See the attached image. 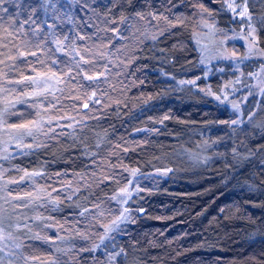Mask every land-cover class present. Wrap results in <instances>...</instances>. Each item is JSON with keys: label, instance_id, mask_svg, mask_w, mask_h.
<instances>
[{"label": "trees", "instance_id": "16d2710c", "mask_svg": "<svg viewBox=\"0 0 264 264\" xmlns=\"http://www.w3.org/2000/svg\"><path fill=\"white\" fill-rule=\"evenodd\" d=\"M22 2L19 16L4 14L2 22L7 27L15 17L18 27L28 16L35 21L23 25L13 39L21 51L27 41L30 50L38 52L37 57H27L30 64L18 65L20 71L50 69L62 81L45 93L46 98H29L26 104L15 103L19 91L7 96L15 103L5 116L9 124L27 123L43 114L53 121L35 139L26 137L24 143L33 144V149L24 147L28 154L9 165L10 175L19 170L43 173L36 177L41 181L35 180L46 191L57 188L60 194L54 197L58 204L30 206L34 222L19 228L25 248L38 258L34 264L57 259L64 264H264V98L254 103L253 97L242 118H235L230 105L207 88L196 46L198 14L206 10L227 24L231 9L226 0H96L91 5L79 2L69 13L64 9L70 4L62 0H53L63 2L56 12L45 0ZM11 4L6 0L4 6L12 11ZM255 6L264 10L261 2ZM48 23L55 25L61 39L74 35L76 46L98 48L100 60L84 57L91 63L81 66L89 75L102 72V77L84 80L76 69L78 60L68 51L53 55ZM9 48L15 54L16 48ZM53 59L58 60L55 66ZM41 60L50 61L49 67L41 68ZM69 70L72 80L66 75ZM0 71L7 68L0 65ZM18 75L9 73L11 78ZM224 76L226 82L233 80ZM187 78L197 81L188 86L179 82ZM208 79L214 86L223 85L218 74ZM0 103L2 109L7 106L3 99ZM37 143L47 146L36 149ZM135 169L168 173L139 182L140 189L128 199L134 222L113 232L114 239L105 241L107 247L85 250L100 244V237L83 219L90 217L96 203L117 194ZM77 174L85 175L87 182L76 181ZM85 208L89 212L81 216ZM42 212L48 216L34 218ZM54 219L73 221L75 229L50 240L55 243L50 248L40 242ZM121 250V256L109 260V254Z\"/></svg>", "mask_w": 264, "mask_h": 264}, {"label": "rangeland", "instance_id": "374dc122", "mask_svg": "<svg viewBox=\"0 0 264 264\" xmlns=\"http://www.w3.org/2000/svg\"><path fill=\"white\" fill-rule=\"evenodd\" d=\"M62 1L70 4L69 9H64L65 12L69 13L70 10H75L76 5L79 2L91 5L96 0ZM256 2L260 3V0H247V7L249 9V13L252 15L251 23L257 28V32L255 34H250L251 29L248 26L249 22L246 18H242L239 15L240 11L245 6L244 0H226V3L228 5L232 4L235 8V11L231 9V12L228 13L231 14L230 20H228L227 23L228 26L226 23H222L220 20H218L219 18L213 19L210 13L206 10H202L200 14H198L200 28L196 35V46L200 51L199 57L201 58V64L205 69V75L203 78H206L207 88L209 89V91H212V94L216 97H219L222 102L229 104L230 107L234 110L236 116L235 118L238 119L242 118L244 108L248 101L252 100V98L254 97L255 103V101L259 102L264 98V91H262V89H264V29H261L258 23V17L264 15V10H259L260 7L258 8V6H255ZM59 4H63V2L55 4L56 7H52L51 9H53L55 12L58 11L59 9L56 8L59 7ZM46 25L48 26L49 33L55 32L56 38L64 42L62 52L68 51V54H70L71 57H73L76 61L80 60V56L96 58L100 60V56H102V54L99 55V53L97 52L98 48H96L94 51L91 49L90 51H88L84 47L81 48L82 46H76V44L73 42L76 40V37L74 35L68 40H65V38L61 39L59 36L60 32L56 31V27H49L51 26L49 25V23ZM52 43L56 48L57 45L55 44L53 39ZM250 45L252 46L251 53L249 52ZM92 51L94 52V54L91 53ZM77 53H79V55H77ZM233 53H235L234 56ZM224 56L230 58L224 59L222 58ZM43 60L45 59L43 58ZM97 62H100V64H102V61ZM38 63L39 61L37 62V64ZM49 65L50 61H44V64L40 63L41 68H48ZM49 74L51 73L49 72ZM215 74H218V77H221V79L223 80V85L219 87L214 86L212 81L208 79L210 78V76ZM225 74L232 77L233 80L226 82L228 80L224 76ZM1 80L3 81V79L0 78V84H3ZM181 81H185V83H181ZM188 81L196 82L197 79L191 80L187 78L182 79L179 82L183 85L188 86V84H191L187 83ZM50 84L51 87L49 91L52 92L57 86L56 79L53 78V80L50 81ZM7 87H9V85H7ZM3 95L4 94H0V97H2ZM19 97L20 99H24L22 95ZM14 98L16 101L17 97ZM1 100L2 98H0V101ZM229 100H237L238 103L230 104ZM234 105H236L237 107H233ZM44 106H46L48 109L52 108V105L49 103L44 104ZM2 108L3 105H1L0 103V111L3 110ZM49 116L50 114H43L37 117L36 120H42L43 125H45L49 120H51V117ZM262 122L264 123V118ZM23 148L16 147V141L13 139L12 130H0V157L4 155L9 156V159L7 160L0 159V162L5 161L8 164L5 167L1 162L2 164L0 165V221H2V223H0V228L3 229V234L5 236H7L9 233L11 234V238L0 241V249H3L2 251H0V264H34L36 262L35 259H33L36 258V256L30 254V252L27 251V248H25V244H23L25 243V238L22 237L23 235L19 234V228H25V226L28 225V222H34V220H32V218L30 219L29 217L30 213H28V211L30 206L36 205L35 203L46 204L53 201L55 199L54 197L60 196V194L56 191H46L45 188L38 182V180L40 179L36 178L37 176H34L31 179L25 178L19 184H8L7 190H3L6 181L11 179L20 180V178L24 176V172L20 170L18 173H12L11 175L9 174V170L11 169L9 165L13 163L11 160L21 155L20 153L21 151H23ZM5 149H7V151H5ZM132 172L129 178V181H131V185L129 186V181H127L126 184L121 188L123 189L125 187H128L129 191L132 193L131 196L140 189L139 182H143L144 180L148 181L151 178L159 179L161 178V176H166L168 170L162 169L143 174L142 172H139V170L135 169V176L132 175ZM35 178L38 180L36 181ZM75 179L78 182H87V177L85 175L77 174V177H75ZM25 186L27 188L26 191L32 193L31 198H27L24 201H17L12 200L11 197L8 196V192H12V190H8L9 187H11V189H14L15 193L16 191H18L17 193H19L20 190L18 189H21V187ZM121 189H119L117 194L96 203L92 208V211L89 215L90 217L83 219L84 222H86L87 226L91 225V230H93L95 234L99 233L100 238L105 235L104 226L110 225L112 220L116 219L117 215L123 212L124 209L128 210V213H126V215L130 216V221L135 218V211L128 206L129 198H127V203L120 202L124 199L123 197L118 196V193ZM14 192H12V194L16 195L14 194ZM114 196H117L118 198L115 200L112 199V197ZM35 197H39V199H35ZM25 203H27V207L23 206ZM18 205L20 206L18 207ZM96 205H99V208H97ZM101 212L103 213V215H100ZM45 216H48V214H44L42 212L38 215H35L34 218L41 219ZM51 222V227L42 232V240L44 242L40 243H43L47 246L49 245V247L51 246L52 248H54L55 243L50 242V240L57 239L59 234H68L69 232H72L75 227L71 228L73 221L63 223L54 219ZM123 226L124 224H121V227ZM112 233H110V235H112ZM58 240L63 241L62 237H60Z\"/></svg>", "mask_w": 264, "mask_h": 264}, {"label": "snow or ice", "instance_id": "6c2138e0", "mask_svg": "<svg viewBox=\"0 0 264 264\" xmlns=\"http://www.w3.org/2000/svg\"><path fill=\"white\" fill-rule=\"evenodd\" d=\"M45 2L52 3V6L55 7V3H53V0H45ZM262 4H264V0H260ZM6 4V0H0V29H2V32L4 33L3 36H0V65H3L5 68H7V71H0V78L3 79V84H0V94H4L2 97L3 101L6 103V107L0 111V130L2 131H9L12 130L13 133V139L16 141V147L17 148H23L27 147L29 149H33V144H24V138L25 137H32L35 139V133L39 132L43 128V122L42 120H30L27 123L24 122H13L11 124L8 123V121L5 119V116L9 113V108L10 107H15V103H21V104H26L28 103L29 98H37L41 96H45V93H47L51 87L50 81L53 80V78L56 79L57 83L62 82L61 78L57 76L55 72H49L51 71L49 69V72H40L37 71L35 67L31 68V71L28 73H25L23 71H20L19 64H30V61H28L27 57L30 55L32 57H37L38 52L37 51H31L28 43L25 42L24 45V51H21L14 43L13 39L20 34V32L23 31V25L29 24V23H35L34 20H32L31 16H28L22 24H19L17 27V20L15 17L12 19V24L5 27L3 26L2 22L5 18L4 14H7L8 16L12 17L13 12H15L16 16H19L20 12L22 11L24 5L22 0H12L11 8L12 11H10L9 7L4 6ZM244 8L240 11L239 15L242 18H246L247 21L249 22V28L251 29L250 34H255L257 32V28L251 23L252 21V15L249 13V9L247 7V0H244ZM43 6V4L41 5ZM63 6V5H61ZM228 7L235 11V8L233 7L232 4H229ZM258 23L260 25L261 29H264V15H261L258 17ZM51 28H54L55 25L49 26ZM11 28V30H10ZM50 38L54 40L55 44L57 47L55 49H49V51L54 55L56 52H62L63 51V41L59 40L55 36V32L50 33ZM67 37H65V40ZM79 39H83V37H79ZM9 44L12 45L13 48H16L15 54L12 53V49L9 48ZM37 49H40V45H36ZM252 46H249V52L251 53ZM79 55V53H77ZM235 53H233V56ZM224 59H229L230 57L224 56L222 57ZM41 64L44 63V61H39ZM81 62L83 64L87 65L91 63V61L85 59L83 56H80V60L76 62V69L78 70V73H82V79L87 80V81H95L98 80L100 76L103 75V73H99L96 75H89L87 71L81 66ZM52 65L55 66L58 63L57 59H53L51 61ZM18 72L19 75L16 78H11L9 76V73L11 72ZM69 78V80L74 79V77L71 76V70H69V73L66 74ZM181 83H185V81H181ZM187 83H195L194 81H188ZM7 85H19L21 86L19 89H9ZM11 91H19V93L24 97V99H20L18 96L15 103H12L11 101H8L7 96L10 95ZM264 91V89H262ZM96 93L93 92L91 96L88 97L89 100H92L93 97H95ZM46 98V96H45ZM219 99V97H217ZM35 106V105H32ZM55 107V105H53ZM84 108H88L89 105L88 103L83 104ZM233 107H237L234 105ZM15 114V113H12ZM37 116H39V112L36 113ZM241 121L239 120H233V124H239ZM49 125L53 123V121L49 120L47 122ZM59 126V125H57ZM71 127V125H69ZM52 133L55 132V129H50ZM45 135H48V133H45ZM47 145L43 144H35V148L39 149L41 147H46ZM7 151V149H5ZM21 155H27L28 153H25L21 151ZM0 159L7 160L9 159L8 155H4L0 157ZM170 171V170H169ZM43 173L41 172H28L24 171V176L20 178V180L16 179H11L6 181L4 189L7 190V185L8 184H19L21 183L25 178L31 179L34 176H41ZM57 176L61 175L60 173L56 174ZM132 175L135 176L136 172L135 170L132 172ZM107 179V177L105 178ZM129 186L131 185V181L128 182ZM53 191H57V189H52ZM131 192L129 191L128 187H125L120 190L118 193L119 197H123L124 199L120 202L122 203H127V198L131 197ZM8 196L11 197L12 200H17V201H24L27 198L32 197L31 192H24L22 194H16L13 195L12 192H8ZM117 196L112 197V199H117ZM35 199H39V197H35ZM60 201L53 200L52 203L58 204ZM20 205H18L19 207ZM23 206L27 207V203H25ZM97 208H99V205H96ZM89 212L88 208H85L82 212H80L81 216H85V214ZM128 213L127 209H124L123 212H121L119 215H117L116 219L112 220L110 225L104 226L105 229V235L100 238V244L95 245L91 249H85L87 251H95L101 246L107 247L108 245L105 244V241H112L114 238L110 235L112 232H119L121 231V224H124L126 222L130 221V216L126 215ZM100 215H103L101 212ZM134 222V221H131ZM2 223V221H0ZM11 238V234L9 233L7 236L3 234V229L0 228V241H3L5 239ZM37 239H41V237L37 236ZM85 239H87V236H84ZM18 247V245H17ZM3 249H0L2 251ZM123 254V250L119 252H115V254H109V260L114 261L118 256H121ZM37 259L38 258H33ZM51 264H64V262L60 260H54L51 262Z\"/></svg>", "mask_w": 264, "mask_h": 264}]
</instances>
